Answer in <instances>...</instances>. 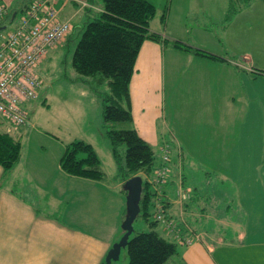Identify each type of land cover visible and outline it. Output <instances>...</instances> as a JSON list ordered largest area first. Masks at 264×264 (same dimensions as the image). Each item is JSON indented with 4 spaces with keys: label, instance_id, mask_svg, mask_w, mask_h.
Listing matches in <instances>:
<instances>
[{
    "label": "rangeland",
    "instance_id": "obj_1",
    "mask_svg": "<svg viewBox=\"0 0 264 264\" xmlns=\"http://www.w3.org/2000/svg\"><path fill=\"white\" fill-rule=\"evenodd\" d=\"M90 1H93L98 7L102 6L101 0ZM147 1L156 7L157 17L161 15V12L168 11L170 0ZM23 2L24 0L11 1L10 6L12 9H16ZM227 5V0L224 2L223 0L195 1L194 7L198 17L196 16V21L194 17L187 18L189 26L183 38L185 45L193 48L194 44L195 46H205L206 50L201 49L206 53L225 58L227 61L232 59L238 62L239 59L238 63L244 62V65L249 62L251 57L252 66L264 71V21L260 20L258 23H254L253 13L246 10L248 12L246 16L241 15L242 17L237 22H233L231 28H228L230 25L225 23ZM222 9H224L223 13H221ZM262 12L264 15V9ZM195 22L200 24V30H202L201 33L197 32V36L194 35L196 33ZM73 23L75 30L72 32L71 38L67 42L64 40V43L56 49L50 50L48 56L36 69L42 86L38 91V97L24 105V109L28 113L29 125L15 127L8 122L0 123V132L9 133L20 144L19 160L11 169L12 171H5V173L9 178L15 180L16 187L20 190L27 189V185L30 183H32L29 185L31 187L36 185L34 188L39 191L33 193H37V206L42 208L41 210L49 211L50 209L56 212L58 210L56 207L63 210L65 202L68 200L69 205L72 203L70 209L78 206L75 209L79 210L83 219L89 221L92 217L98 216L103 224L100 227L102 233L107 234L111 225L110 222H106L110 217V209H107V205H104L102 209L104 216H99L101 206L94 205L91 200L92 196H89V192L85 188L82 191L85 192L83 195L86 194V200H80L81 190L78 191L79 189L74 186L69 187L67 191L65 188L60 191L61 186L57 185L60 184L59 176H51L57 167L60 155L59 145L63 146L64 144L65 146L72 141L82 140L90 144L98 156L105 175L104 184H108L112 188L120 181L118 177H115L116 165L110 154V143L106 132L112 128L125 129L127 125L122 123L106 125L102 119L100 95L106 89L105 83L97 82L95 78H99L98 76L80 78L74 73L71 67V57L83 31L84 23L77 18ZM203 23L206 24V27H203ZM256 24L258 25L257 29L254 28ZM239 28L244 29V33H240ZM6 30L8 29L4 28L3 32ZM166 57H168L166 59L168 62L170 57L168 54ZM176 65L175 70L172 69L171 62H168V67H166L165 122L168 128L163 126L164 130H169L165 131L167 134H171L173 146L176 148L172 154V162L177 159L176 156L178 157L179 154L182 172L185 176L184 186L193 190L195 197L199 198L202 194H208L206 200L211 201L215 198L213 205L218 201H221L222 204L225 203L223 210L218 209L216 212H212L210 217L226 220L235 216L233 213L237 212L238 205L247 202V200L246 198L241 199L239 193L230 191L232 186L222 181L221 175L224 171L230 175H227L229 178L233 179L235 176L232 174H237L240 168H243L240 160L243 159L247 167L244 166L241 171L247 176L246 184L253 191L260 189L261 184L264 185V177L260 174L262 172L264 175V77L257 78L255 87L256 93L262 97V100H254L252 103V106L262 107V116L255 110L249 116V111L248 121H244L242 120L245 116L244 113L226 112V106L222 102L225 96L233 93V88L237 84L227 76L231 73L228 66H224L218 60L198 57L195 61L189 62L186 59V53L180 55ZM234 69L237 68L234 67ZM248 89L250 88L248 87ZM234 95L237 97L238 91L234 92ZM158 156L159 154L156 152V160ZM254 166L256 167L254 168ZM208 173L210 177H208ZM77 191L78 193H76ZM64 192L65 194H63ZM253 194L254 196H247L248 198L253 197L250 202L254 203L247 205L251 208L248 210L250 217L256 214L258 206L256 192ZM44 196H47V199H44ZM70 197H73L74 201L69 199ZM78 201L79 203H77ZM259 201L261 200L259 199ZM226 206L229 207L226 208ZM228 209L230 214L226 212ZM149 213L148 221H144L140 216L133 221V232L128 241L138 232L149 231L148 223L154 221L152 207L149 208ZM121 224L118 223L120 232ZM199 227L203 230L207 229L203 224ZM155 230L161 236L169 238L161 223ZM120 238L121 235L117 241ZM241 247L230 252L228 250V253L231 258L246 256L247 261L241 259V261H234L231 264L262 262L260 259H255L258 247L251 248L249 245ZM127 262L125 247L121 250L119 259L111 264H127Z\"/></svg>",
    "mask_w": 264,
    "mask_h": 264
},
{
    "label": "crops",
    "instance_id": "obj_2",
    "mask_svg": "<svg viewBox=\"0 0 264 264\" xmlns=\"http://www.w3.org/2000/svg\"><path fill=\"white\" fill-rule=\"evenodd\" d=\"M11 1L15 0H1L13 12L10 18L0 21V27L4 26L7 29L14 27L16 22V20H12L14 14L16 17L21 13L22 9L31 0H24L22 5L16 9L11 8ZM50 1L52 7L58 12L59 19L69 21L72 24L73 28L70 35L75 30L73 21L76 18L80 22L83 21V23L86 21L87 10L82 7V3L91 5L95 9L98 8L97 4L90 0ZM195 1L198 0H170L164 27L161 26L159 17L156 16L152 20L151 31L158 33L170 42L160 44L148 40L144 41L136 57L134 73L130 79L129 95L132 124L138 135L154 149L155 153L159 154L157 161L161 158V139L167 140L169 136L171 140V134L166 133L169 130H164V128H168L165 122L167 101L165 93L166 67H168V62H171L172 69L175 70L181 54L186 53V59L189 62L195 61L197 57L188 52L182 53V51H178L171 46L173 41L185 45L183 38L189 26L187 18L194 17L196 21L198 17L197 10L194 7ZM224 9L221 13L224 12ZM262 9H264V0L256 1L246 9L250 10L249 13H253L254 23H258L260 20L264 21ZM246 10L235 15L230 21L231 23L228 24L230 25L228 28H231L233 22H237L240 17L246 16V13H248ZM202 25L206 27L205 23ZM8 26H11V28H8ZM194 27L196 28L194 35L197 36V32H202L200 30L201 26L195 22ZM254 28L257 29L258 25L256 24ZM239 32L244 33V29L239 28ZM189 47L193 48L192 46ZM204 47L202 45L195 46L194 44V49L203 51V49L206 50ZM166 54L170 57L168 62L166 61L168 59ZM222 59L223 61L218 62L228 66L231 73L227 76L237 83L236 87L233 88V93L225 96L222 101L226 106L225 111L244 113L245 116L242 119L244 121H248L249 111V116L254 110L262 116L264 109L262 110V107L259 106H252V103L254 100H262V97L256 93L255 87L257 78L264 76L251 72V69H253L251 57L249 58L251 63L247 62L246 65L241 61V64L238 63L239 59L238 62L232 59L229 61L225 58ZM230 66L233 68H229ZM234 67L237 69H234ZM236 91H238L237 97L234 95ZM59 148L60 155L57 167L51 176H59L60 184L57 185L61 186L60 191L63 188L67 191L69 187L74 186L79 189L78 191L81 190L80 200H86V194L83 195L85 192L82 191L85 188L89 192V196H92L91 200L94 205L101 206L99 216H104L102 209L104 205H107V209H110V217L107 218L106 222L111 223L108 233H102L100 227L103 224L98 216H94L92 219L88 218L89 221L83 219L79 214V210L75 209L78 206L70 209L72 203L69 205L68 200L65 202L66 205L63 210L59 207H56L58 209L56 212L50 209L49 211L41 210L42 208L37 206V193H33L39 191L35 190L36 185L31 187L29 185L32 183H28L27 189L22 188L20 190L16 187L15 180L9 178L0 167V264H101L112 244L117 242L119 236L122 235V231L120 232L118 229V223H122L126 216V192L123 188V182L120 180L115 187L111 188L110 185L104 184V181L96 182L65 174L59 166L64 144L63 146L59 145ZM240 160L242 167H247L244 160ZM174 165L172 166L173 169L176 168ZM243 168H240L237 174L233 172L232 175L235 176L233 179L229 178L230 175L224 171L221 175L222 181L232 186L230 191L240 192L246 196H254L253 193L256 192L258 200L256 202L258 204L256 214L249 216L248 210H251V208L247 205L254 203L245 202L238 205L237 212H231L235 216L230 218L228 216L229 219L226 220L212 219L210 214L218 210V202L213 205V200H206L208 194H202L197 198L193 192L191 201L184 208V215L185 219L191 222L193 233L198 235L199 240L194 239L192 234L188 235L192 242L188 245H177V256L169 259L167 264H176L178 258L185 264H231L234 261H241V259L247 261L246 256L231 258L230 253H228V250L229 252L238 250L237 248H242V245H249L251 248L258 247V250H255L257 252L255 259H260L262 262L254 264H264V185L261 184L260 189H254V192L246 184L247 176L241 171ZM254 168H252L253 171ZM224 170L226 169L224 168ZM260 174L264 177L262 172ZM204 175H206L205 172ZM207 175L210 177L209 173ZM175 180V174L172 172L169 178L170 183L164 189L166 196H168L169 214L173 215H176L180 209L179 203L175 199ZM113 190L115 193L112 192ZM44 199H47V196H44ZM69 199L73 200L74 198L70 197ZM222 205H220V208L224 209L225 205ZM123 207L125 208L123 209ZM228 207L226 206V208ZM229 211V209L226 210L227 214H230ZM201 224L207 229L203 230L199 227ZM168 237L171 240L172 236L169 235Z\"/></svg>",
    "mask_w": 264,
    "mask_h": 264
},
{
    "label": "trees",
    "instance_id": "obj_3",
    "mask_svg": "<svg viewBox=\"0 0 264 264\" xmlns=\"http://www.w3.org/2000/svg\"><path fill=\"white\" fill-rule=\"evenodd\" d=\"M256 1L261 0H227L225 23L229 24L235 15L248 9ZM101 2L102 6L97 9L91 5L84 7L87 10L86 21L72 52L71 67L80 78L98 76L99 78L95 80L105 83L106 89L100 93L103 122L106 125L116 123L127 125L125 129L107 130L106 136L110 143L111 157L116 165L115 177L123 182V188L125 181L131 177L140 176L142 179V190L138 203L140 211L137 217L140 216L144 221H148L149 208L152 207L154 219V203L157 200L161 204L163 217L174 220L177 225L171 233L170 240L155 230L159 222L154 219L153 222L148 223L149 231L138 232L127 242V264H167L169 259L177 256V245L185 244L181 240L178 243L175 242V234H178L179 239L188 238L190 235L191 222L185 219L184 208L191 201L193 190H191V197L180 206L179 212L176 215L169 214L168 196L164 189L170 183L169 178L172 172L176 177L175 191L178 187V180H181L180 185L186 188L182 162L179 154L172 162V154L176 148L169 136L167 140L161 139L160 144L161 147L167 145L169 150L168 162L164 163L161 158L159 161L156 160L154 149L138 135L132 124L129 84L142 43L146 40L160 44L170 41L150 29L151 22L156 17V7L151 2L147 0H101ZM166 13L165 10L159 16L162 27L165 25ZM70 36L68 35L65 42L71 38ZM172 46L176 50L191 53L198 58L223 61L220 57L191 48L178 41H173ZM252 68L251 72L264 76V71ZM0 123L3 122L0 121ZM19 154V142L9 133L0 132V167L4 171L11 170L19 160ZM173 165L176 168L173 169ZM59 166L69 176L96 182L104 181L105 178L100 160L93 147L82 140L65 144L59 159ZM160 166L167 167L168 176L167 181L162 185L160 194L157 195L149 180L153 178L154 172ZM125 192L127 195L126 190ZM239 194L241 199L246 198V203L250 202L251 199H248L246 195L240 192ZM212 200L214 202L215 198ZM218 204V209L223 210L220 208L222 202L218 201ZM101 264H104V260ZM176 264L185 263L178 258Z\"/></svg>",
    "mask_w": 264,
    "mask_h": 264
},
{
    "label": "built area",
    "instance_id": "obj_4",
    "mask_svg": "<svg viewBox=\"0 0 264 264\" xmlns=\"http://www.w3.org/2000/svg\"><path fill=\"white\" fill-rule=\"evenodd\" d=\"M50 0H31L14 20V27L3 32L0 30V121L8 122L15 127L29 125L28 113L24 105L35 100L41 80L37 76L36 67L46 58L48 52L57 48L72 30L69 21L60 20L58 12L52 7ZM82 6L86 4L82 3ZM10 17V9L0 0V20ZM161 160L168 162L167 145L160 148ZM167 167L160 166L154 172L149 182L159 194L162 185L167 181ZM179 206L190 196L189 189L176 190ZM157 222L164 224L168 233H173L176 222L164 218L159 201L154 203ZM183 222V221H182ZM189 232H191L189 230ZM198 240V235H193ZM190 244L191 239H179Z\"/></svg>",
    "mask_w": 264,
    "mask_h": 264
},
{
    "label": "water",
    "instance_id": "obj_5",
    "mask_svg": "<svg viewBox=\"0 0 264 264\" xmlns=\"http://www.w3.org/2000/svg\"><path fill=\"white\" fill-rule=\"evenodd\" d=\"M142 179L140 176H134L125 181L124 189L127 191L126 195V216L121 224L122 235L119 241L112 244L108 250L104 264H111L119 259L120 252L126 247L128 238L133 232L132 223L139 214V199L142 190Z\"/></svg>",
    "mask_w": 264,
    "mask_h": 264
}]
</instances>
